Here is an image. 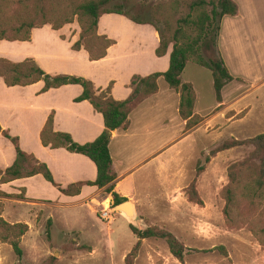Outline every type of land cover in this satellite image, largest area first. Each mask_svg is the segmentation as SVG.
<instances>
[{
  "label": "crops",
  "instance_id": "1",
  "mask_svg": "<svg viewBox=\"0 0 264 264\" xmlns=\"http://www.w3.org/2000/svg\"><path fill=\"white\" fill-rule=\"evenodd\" d=\"M230 1L235 4L236 13L220 20L217 55L233 79L221 88L220 102L215 101L212 90L209 110L204 113L206 115H200L196 109L198 94L194 79L185 71L189 64L205 68L187 62L179 75L180 82L188 83L192 88V114L204 120L206 117L209 119V114L217 109L211 120L218 118L225 125L248 117L252 106L241 101L248 93L264 85V0ZM77 33V28L71 26H62L57 30L49 25L33 28L26 41L0 40V58L11 63L29 59L45 74L83 78L95 89H104L110 84L109 96L115 101L128 97V83L132 75L145 77L167 69L171 45L167 46L164 55L156 57L154 49L158 37L150 25L134 24L116 14L101 15L97 19L96 33L112 40L113 44L106 49L105 56L96 61H89L81 48L71 50V45L77 41ZM189 70L193 74L200 73L196 68ZM208 77H205V85L212 88L211 76L210 79ZM243 84L246 85L244 89ZM42 85L41 81H37L25 86L7 87L0 78V128L16 138L21 152L32 155L47 167L55 187L40 175H33L0 183V193L30 205L42 206L55 227L48 213L52 208L87 206L93 215L92 209L99 205L97 197L102 195L110 201L111 198L103 189L85 185V182L95 179V168L86 157L69 153L63 148L43 147L38 139L43 123L51 113L53 132L68 134L76 144L91 142L103 130L101 116L87 101L73 102L81 92L80 86L63 85L40 92ZM156 88L154 94L145 97L130 110L124 129L110 132L107 149L109 171L114 177L112 192L120 198L133 196V177L136 174L146 179L161 176L160 153L163 146L183 135L184 122L177 114L178 94L169 89L160 77L156 79ZM164 112L166 115L171 112L169 118ZM241 113H244L242 117L235 118ZM163 132H166L164 136ZM14 155L12 144L0 135V170L11 165ZM123 180L129 182V190L121 188ZM74 184H80L76 194L64 195L57 190ZM16 223L19 222L10 224ZM61 229L65 230L64 235L71 230L77 232L76 228L69 226ZM110 230L108 228L107 232ZM126 235V242L120 246L116 240L114 244V237L111 238V251H124L136 241L129 228H126ZM145 240H140L141 247Z\"/></svg>",
  "mask_w": 264,
  "mask_h": 264
},
{
  "label": "rangeland",
  "instance_id": "2",
  "mask_svg": "<svg viewBox=\"0 0 264 264\" xmlns=\"http://www.w3.org/2000/svg\"><path fill=\"white\" fill-rule=\"evenodd\" d=\"M177 1L176 15H181L190 0ZM116 2L123 6V11L138 19L150 20L161 29L149 15V9L169 1ZM31 4L30 1L29 10ZM43 9L44 17L33 16L35 22L45 18L55 25L61 7L51 8L44 2ZM62 26L77 28L79 32L74 17L71 23ZM211 57L217 58L215 54ZM187 66L185 74L194 79L198 94L196 109L200 115H206L212 101V88L205 85V77L210 79L209 72L191 67L194 65ZM189 68H196L200 73L193 74ZM243 85L244 89L246 85ZM241 103L251 105V113L231 125L222 124L216 117L211 120L217 109L209 114L211 121L194 115L198 123L188 130L183 129V135L163 146L161 176L146 179L139 178L138 173L133 177L134 194L125 198L135 212L131 222L116 212L110 199L100 195L97 197L99 205L92 209L93 215L87 206L52 208L48 213L55 224L53 227L42 206L0 194V219L7 224L19 222L26 228L18 240L19 258L6 243L0 242V264H125L124 259L136 241L126 250L117 252L111 251L113 246L109 241L112 244L114 237V244L116 240L118 246L124 245L128 226L139 231L152 228L168 232L184 248V257L178 262L168 253L163 240L148 238L142 247L139 241L129 259L132 264H264L263 201L261 192L253 184L257 169L252 168L258 165L259 156H253V147L247 144L220 150L222 144L231 140L242 141L264 133V85L248 93ZM164 115L169 118L171 112ZM121 188L129 190V182L123 180ZM107 204L113 211L110 218L102 219L101 210ZM68 226L76 228L77 232L71 230L64 235L65 230L61 228ZM108 228L112 235L107 232Z\"/></svg>",
  "mask_w": 264,
  "mask_h": 264
},
{
  "label": "trees",
  "instance_id": "3",
  "mask_svg": "<svg viewBox=\"0 0 264 264\" xmlns=\"http://www.w3.org/2000/svg\"><path fill=\"white\" fill-rule=\"evenodd\" d=\"M30 1L31 10L28 8ZM168 1L149 9L151 18L162 26L159 29L150 20H141L123 11V6L116 0H0V40L26 41L31 29L50 25L51 29L57 30L62 25L71 23L74 17L79 32L77 41L70 48L71 50L81 48L85 51L89 61H96L103 58L106 49L113 44V41L104 35H97V19L103 14H116L134 24H147L154 29L158 37V44L154 49L156 57L164 55L167 46L171 45L167 69L162 73H152L145 77L132 75L128 83L130 93L122 101H115L109 96L110 84L104 89H95L89 81L83 78L45 74L29 59L11 63L0 58V78L7 87L25 86L37 81L43 84L40 92L63 85L80 86L81 92L73 99V102L87 101L91 108L101 116L103 130L100 134L91 142L76 144L68 134L52 131V114L50 113L38 133V139L43 147L63 148L69 153L86 157L95 168V179L93 182H85V185L103 189V192L110 196L112 206L124 202L125 199L112 192L111 182L114 177L109 171L110 157L107 149L110 132L125 128L127 114L130 110L142 99L156 92V79L162 78L167 87L178 94L177 114L184 122V130L198 123V118L192 114L194 99L192 88L190 84L181 83L179 80L185 63H193L210 72L213 95L217 103L220 102L221 88L233 79L217 55V35L221 18L235 15V4L230 0H190L185 12L176 15L179 2L177 0ZM44 2L51 8L61 7L62 12L56 17L55 25L45 18H41L36 23L33 18L35 15L44 17ZM13 8L16 11L9 13V10ZM214 54L216 59L211 57ZM0 135L12 144L15 154L11 165L0 170V183L40 175L44 181L55 187L51 174L43 163L35 160L32 155L21 152L17 147L16 138L10 137L1 128ZM244 144L253 147V156H259L258 165L252 166L253 169H257V177L253 180V184L262 194L264 211V181L262 180L264 133L242 141L231 140L229 143L222 144L220 150ZM79 186L80 184L68 185L65 189L57 188V190L64 195H73L78 192ZM1 195L7 197L5 194ZM128 228L135 236L136 242L129 256L125 257V264H132L129 259L136 251L139 241L148 238L163 240L168 253L178 262L182 261L184 248L170 233L152 228L142 231L132 226ZM25 229L23 224H7L0 219V242L6 243L17 258L21 256L18 240ZM262 231L264 232V228Z\"/></svg>",
  "mask_w": 264,
  "mask_h": 264
},
{
  "label": "water",
  "instance_id": "4",
  "mask_svg": "<svg viewBox=\"0 0 264 264\" xmlns=\"http://www.w3.org/2000/svg\"><path fill=\"white\" fill-rule=\"evenodd\" d=\"M114 209H116L117 213L122 214L130 222L135 219L134 209L132 205L126 201L114 206Z\"/></svg>",
  "mask_w": 264,
  "mask_h": 264
},
{
  "label": "built area",
  "instance_id": "5",
  "mask_svg": "<svg viewBox=\"0 0 264 264\" xmlns=\"http://www.w3.org/2000/svg\"><path fill=\"white\" fill-rule=\"evenodd\" d=\"M112 212V209H110L109 207H105L104 209L101 210V214L100 217L102 219H107L109 218V214Z\"/></svg>",
  "mask_w": 264,
  "mask_h": 264
}]
</instances>
